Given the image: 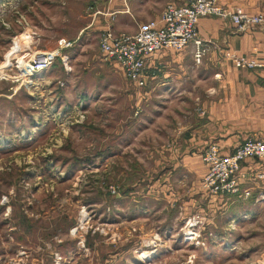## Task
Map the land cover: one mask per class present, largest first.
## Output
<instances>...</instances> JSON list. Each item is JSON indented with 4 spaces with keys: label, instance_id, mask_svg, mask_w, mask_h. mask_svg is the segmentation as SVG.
Segmentation results:
<instances>
[{
    "label": "rangeland",
    "instance_id": "rangeland-1",
    "mask_svg": "<svg viewBox=\"0 0 264 264\" xmlns=\"http://www.w3.org/2000/svg\"><path fill=\"white\" fill-rule=\"evenodd\" d=\"M108 1L0 0V264H264V201L206 200L168 100L102 59Z\"/></svg>",
    "mask_w": 264,
    "mask_h": 264
},
{
    "label": "crops",
    "instance_id": "crops-1",
    "mask_svg": "<svg viewBox=\"0 0 264 264\" xmlns=\"http://www.w3.org/2000/svg\"><path fill=\"white\" fill-rule=\"evenodd\" d=\"M120 1H108L104 11L108 16L104 17L115 32L128 34H135L140 25L159 24L168 4L183 5V0ZM218 1L229 9L264 15V0ZM198 31L209 47L203 64L196 67L193 46L181 53L157 54L148 64L150 86L140 91L143 96L168 100L172 117L165 144L176 147L173 150L177 157L182 156L181 162L200 180L205 171L202 154L210 145L216 144L228 156L249 139L264 141V69L239 70L225 57L230 49L242 57L264 61V25L239 33L231 21L213 17L201 19ZM258 168V162L252 160L244 163L243 171L252 173ZM251 186L245 183L243 190ZM252 193L249 200L255 201L258 190ZM204 196L210 203H223L224 211L248 200L239 196Z\"/></svg>",
    "mask_w": 264,
    "mask_h": 264
},
{
    "label": "built area",
    "instance_id": "built-area-1",
    "mask_svg": "<svg viewBox=\"0 0 264 264\" xmlns=\"http://www.w3.org/2000/svg\"><path fill=\"white\" fill-rule=\"evenodd\" d=\"M213 17L231 21L239 33H247L264 25L263 14H250L240 8L229 9L218 0H183L182 6L168 4L159 24L140 25L135 34L117 33L111 27L103 31L99 37L102 59L115 63L134 85L146 88L148 64L157 54L181 53L193 46L195 63H202L208 45L200 37L198 27L201 19ZM58 45L55 51L33 53L28 60V68L23 70L26 71L25 76L31 77L49 70L73 43L62 39ZM225 57L238 69H264V61L256 58L242 57L229 50ZM66 60L64 57V63ZM68 64L66 62L64 65L68 67ZM252 160L258 162L259 168L252 173L244 172V163ZM202 161L207 171L201 184L208 195L239 196L247 200L254 190H258L257 199L264 201V141L249 139L228 156L223 155L216 144H212L203 152ZM245 183L252 186L243 190Z\"/></svg>",
    "mask_w": 264,
    "mask_h": 264
},
{
    "label": "bare ground",
    "instance_id": "bare-ground-1",
    "mask_svg": "<svg viewBox=\"0 0 264 264\" xmlns=\"http://www.w3.org/2000/svg\"><path fill=\"white\" fill-rule=\"evenodd\" d=\"M20 63H22V61H21ZM22 64H23V63H22ZM22 64H21V65H22ZM24 66H25V65H24ZM24 66L22 65V67H19V69H20V70H21V69H23V70H24V68H25ZM27 68H28V67H27ZM31 70H32V69H31ZM84 218H86V215H84V216H83V219H84ZM188 234H190V235H191V234H192V232H189ZM193 239H196V238H193Z\"/></svg>",
    "mask_w": 264,
    "mask_h": 264
},
{
    "label": "trees",
    "instance_id": "trees-1",
    "mask_svg": "<svg viewBox=\"0 0 264 264\" xmlns=\"http://www.w3.org/2000/svg\"><path fill=\"white\" fill-rule=\"evenodd\" d=\"M212 197V196H211Z\"/></svg>",
    "mask_w": 264,
    "mask_h": 264
}]
</instances>
